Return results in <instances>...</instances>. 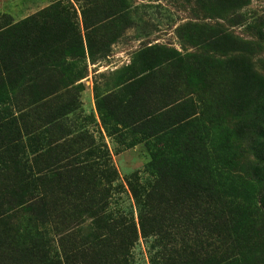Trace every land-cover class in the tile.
I'll list each match as a JSON object with an SVG mask.
<instances>
[{
  "label": "trees",
  "instance_id": "1",
  "mask_svg": "<svg viewBox=\"0 0 264 264\" xmlns=\"http://www.w3.org/2000/svg\"><path fill=\"white\" fill-rule=\"evenodd\" d=\"M110 1L117 10L118 0ZM227 6L235 8L237 0ZM23 28L24 22L10 16L0 22V144L13 143L17 149L16 143L24 141L31 152L24 162L31 164L33 177L14 168L0 189V264H127L140 236L154 238L162 248L153 264L264 263V98L256 116L249 123L244 119L241 125L246 126L238 132L249 126L255 137L254 190L242 182L244 186L235 187L238 181L230 175L228 140L237 132L201 122L206 113L187 94L188 76L180 65H153L129 98L114 93L102 106L100 102L108 135L117 130L139 137L128 147L142 144L150 156L149 189L129 185L139 208L136 223L111 212L117 178L113 169L104 172L85 148L75 150L91 140L72 124L71 116L80 108L82 87L76 84L82 74L70 73L58 57L63 38L36 50L35 25H29L32 38L26 47ZM203 28L198 56L212 78L207 60H212L208 39L214 33L208 25ZM101 47L107 51L109 46ZM58 79L67 85L40 90ZM245 107V100L235 99L229 111L242 114ZM215 130L218 144L212 139ZM20 210L25 214L16 224ZM41 210L42 217L35 214ZM44 216L51 229L41 226ZM88 220L89 233L79 228L77 238L70 236L74 221L79 227ZM51 233L58 239L61 258L53 255Z\"/></svg>",
  "mask_w": 264,
  "mask_h": 264
},
{
  "label": "rangeland",
  "instance_id": "2",
  "mask_svg": "<svg viewBox=\"0 0 264 264\" xmlns=\"http://www.w3.org/2000/svg\"><path fill=\"white\" fill-rule=\"evenodd\" d=\"M121 1L124 4L118 0L116 10L112 8L114 1L110 0H0V22L3 16L24 22L25 47L32 38L29 25L33 23L35 49L43 50L63 38V46L58 48L63 54L56 50L58 57L66 61L65 67L70 73L82 74L76 84L82 87L80 108L71 120L74 128L86 131L91 142L79 143L75 150L85 148L99 169L107 172L110 166L116 173L111 212L118 217L133 218L138 223L139 208L129 185L149 189L152 177L146 167L150 156L142 144L128 147L133 138L139 137L117 130L109 136L101 121L105 113L98 109V104L101 102L102 106L103 100L114 93L121 99L129 98L140 79L150 74V68L164 63L180 65L186 72L187 94L193 96L198 111L206 113L202 123L237 132L228 140L230 175L238 181L235 187L244 186L239 183L242 182L252 190L257 188L252 176V168L258 164L253 131L248 126L243 134L238 135V132L246 126L241 125L244 119L248 122L249 117L256 116L259 101L264 98L261 97L264 96V0H237L235 8L227 6L232 0ZM108 18V22L105 21ZM205 25L214 33V37L208 39L213 43L212 60L206 59L213 68L212 78L204 70L207 67L201 66L198 56L202 53L199 49L201 34H206ZM103 44L109 46L107 51L102 49ZM89 52H93L92 58ZM232 65L236 67L233 70ZM65 85L66 80H51L40 90L49 88L50 92L55 86ZM235 99L245 100L242 114L229 111ZM215 133L212 139L218 144L220 137ZM24 145V141H19L16 149L13 143L0 144V189L5 188L14 168L27 171L33 177L31 164L24 162L30 160L31 152ZM58 204L59 208L63 205L60 199ZM42 213V210L35 211L40 217ZM23 214L20 210L19 216L14 218L16 224L21 223ZM58 221L63 220L59 218ZM73 224L68 227L71 237L77 238L79 228L83 234L89 233L86 229L91 225L90 220L79 227L76 221ZM41 226L51 229L46 218L41 219ZM50 238L53 255L61 258L63 253L57 237L51 233ZM155 243L154 238L140 236L127 264H153L154 257L162 249Z\"/></svg>",
  "mask_w": 264,
  "mask_h": 264
}]
</instances>
